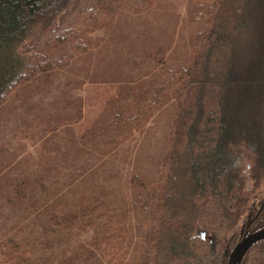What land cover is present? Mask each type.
Segmentation results:
<instances>
[{
    "label": "trees",
    "instance_id": "1",
    "mask_svg": "<svg viewBox=\"0 0 264 264\" xmlns=\"http://www.w3.org/2000/svg\"><path fill=\"white\" fill-rule=\"evenodd\" d=\"M153 4L0 0V23L20 55L19 67L0 86V108L21 87L89 51L92 35L109 31L121 11L141 13ZM186 26L189 34L183 31L160 66L120 86L83 136L95 150L114 153L124 134L143 131L174 100L168 151L156 180L149 185L133 174L124 215L103 219L98 210L110 211L104 204L83 208L85 240L71 233L53 243L37 237L36 254L29 243H16L11 264H228L242 238L264 227L263 199L229 248L221 249L220 236L235 226L241 199L250 192L248 180L264 179V0H189ZM40 234L48 235L46 229ZM257 256L264 264V240L242 264Z\"/></svg>",
    "mask_w": 264,
    "mask_h": 264
},
{
    "label": "rangeland",
    "instance_id": "2",
    "mask_svg": "<svg viewBox=\"0 0 264 264\" xmlns=\"http://www.w3.org/2000/svg\"><path fill=\"white\" fill-rule=\"evenodd\" d=\"M188 2L154 0L144 12L121 11L109 31L92 35L89 51L66 69L21 87L0 108V264H11L16 243H29L34 249L28 250L36 254L37 237L53 243L71 233L85 240L89 235H81L83 208L104 204L110 211L103 206L98 210L103 219L112 213L124 215L132 175L149 185L156 180L168 151L174 100L143 131L124 134L127 138L114 153L95 150L83 136L107 112L120 86L150 76L183 31L189 34ZM16 46L0 23V86L20 65ZM248 187L237 223L220 236L221 249L229 248L264 199V179L258 183L250 178ZM44 229L46 236L40 234ZM258 258L251 264H262Z\"/></svg>",
    "mask_w": 264,
    "mask_h": 264
},
{
    "label": "water",
    "instance_id": "3",
    "mask_svg": "<svg viewBox=\"0 0 264 264\" xmlns=\"http://www.w3.org/2000/svg\"><path fill=\"white\" fill-rule=\"evenodd\" d=\"M200 234L203 239L207 237V233L205 231H201ZM262 240H264V227L255 232L247 234L233 248L228 260V264H242L243 258L251 249V247Z\"/></svg>",
    "mask_w": 264,
    "mask_h": 264
}]
</instances>
